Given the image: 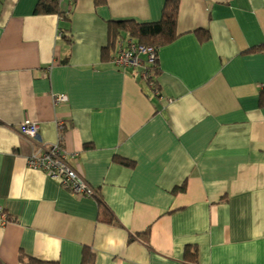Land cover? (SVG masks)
I'll list each match as a JSON object with an SVG mask.
<instances>
[{
  "label": "crops",
  "instance_id": "crops-1",
  "mask_svg": "<svg viewBox=\"0 0 264 264\" xmlns=\"http://www.w3.org/2000/svg\"><path fill=\"white\" fill-rule=\"evenodd\" d=\"M37 2L0 0V264H81L85 248L88 264H264V0H179L160 92L144 52L143 65L113 62L134 39L108 61L101 50L108 21H158L165 0H67L66 18ZM25 118L39 141L18 131ZM57 140L117 223L28 166Z\"/></svg>",
  "mask_w": 264,
  "mask_h": 264
},
{
  "label": "trees",
  "instance_id": "trees-1",
  "mask_svg": "<svg viewBox=\"0 0 264 264\" xmlns=\"http://www.w3.org/2000/svg\"><path fill=\"white\" fill-rule=\"evenodd\" d=\"M93 2L95 5H99L105 3V0H93ZM178 7L179 0H165L162 9V16L158 21L139 22L133 19L108 21V41L101 50V60H110L112 58L116 42L125 36L131 37L140 45L154 48L158 55L160 47L172 43L179 36V33L176 31ZM34 12L36 14H56L62 18L67 17L65 12H63L60 8L59 0H38ZM194 32L200 42L209 39V34L206 30L196 29ZM262 49L263 45H257L250 47L247 52H254ZM159 74L160 69L158 66V58L156 57V59H154V61L147 66L146 81L153 92H160V85L157 82ZM65 126L66 124L63 123V127L60 130L61 135H63V129ZM84 147L88 148L92 146L85 144ZM114 161L124 165H132L131 162L126 161L121 157H114ZM93 196L97 200L98 220L109 224L114 222L117 223V220L104 203L98 189H94ZM19 257L20 260H25L23 255H20ZM92 259V255L85 248L82 252L81 264H88L92 261ZM26 261V264H56L37 260L32 257L26 258Z\"/></svg>",
  "mask_w": 264,
  "mask_h": 264
},
{
  "label": "built area",
  "instance_id": "built-area-1",
  "mask_svg": "<svg viewBox=\"0 0 264 264\" xmlns=\"http://www.w3.org/2000/svg\"><path fill=\"white\" fill-rule=\"evenodd\" d=\"M67 0H59L63 2ZM70 1V0H69ZM142 51L147 55L146 62L150 64L156 59L157 53L152 47H146L143 45H136L130 42V46L124 50L116 53L114 57V64L116 66H128V65H143V61L139 58L138 53ZM145 67V66H144ZM145 69V68H143ZM260 87L264 89V83H261ZM67 96L63 93L53 95V103L66 101ZM63 120L56 121V127L58 128V138L61 139L62 135L60 130L63 127ZM18 131L22 136L30 138L32 140H40L39 137V124L25 118L18 126ZM41 144V143H40ZM66 151L57 142L50 145H40L38 151L27 158L29 167L42 169L47 176L53 179H58L65 185L69 186L73 192L84 195L92 196L94 188L91 187L80 175H78L66 162ZM0 219L6 220V214L0 208Z\"/></svg>",
  "mask_w": 264,
  "mask_h": 264
}]
</instances>
